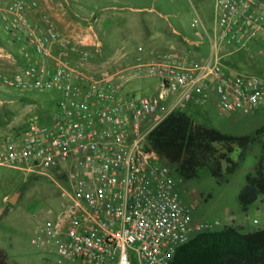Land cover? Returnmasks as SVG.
I'll use <instances>...</instances> for the list:
<instances>
[{
	"label": "built area",
	"instance_id": "1",
	"mask_svg": "<svg viewBox=\"0 0 264 264\" xmlns=\"http://www.w3.org/2000/svg\"><path fill=\"white\" fill-rule=\"evenodd\" d=\"M37 8L34 0H0V24L24 57L18 70L0 72V85L59 95L49 122L31 121L25 132L0 138V167L68 172L61 213L33 244L53 246L56 264H171L178 248L215 229L193 219L175 170L148 148V137L170 113L209 100L212 89L223 114L264 110V79L226 64L264 41V3L216 0L212 31L194 19L209 41L203 62L176 50L147 61L139 46L114 71L93 67L91 50L103 45L91 28L67 36L47 15L31 21L27 11ZM154 77L155 94H125L134 80Z\"/></svg>",
	"mask_w": 264,
	"mask_h": 264
},
{
	"label": "rangeland",
	"instance_id": "2",
	"mask_svg": "<svg viewBox=\"0 0 264 264\" xmlns=\"http://www.w3.org/2000/svg\"><path fill=\"white\" fill-rule=\"evenodd\" d=\"M34 1L38 8L49 3L54 13L65 21L81 23L82 27L75 34L84 32L81 35H85L88 33L85 31L91 27L90 33L97 36L103 45L99 53L91 50L92 65L101 70L106 68L114 71L127 66L134 57L132 51L139 46L146 47L143 42H146L148 31L159 35H174L175 30L183 34L204 32L201 25L192 26L197 14L209 30H213L214 24L215 0ZM258 1L264 3V0ZM57 28L62 31L60 27ZM171 35L169 38L173 40ZM171 40L155 47L151 53V61L171 50ZM202 41L201 53L204 55H200L196 61H204L210 55L209 41L205 35ZM0 47L12 55L19 51V47L15 50V44L1 26ZM126 47L133 50L125 49ZM188 48L189 45L185 43L183 50ZM127 57L130 59L126 60ZM20 62L16 56L15 66H20ZM226 64L232 69L246 71L264 79V41L252 45L235 58L229 59ZM13 71L11 62L0 57V72ZM143 81L145 80L140 82ZM158 87L159 80H156L144 82L137 89L128 92L151 96L158 91ZM58 97V94L52 92H23L0 85V138L23 133L22 129L31 121L51 120L57 113ZM170 101L171 99L163 106L167 107ZM204 104L203 108H198ZM205 107L207 111H204ZM195 109L190 116L196 123L232 136H254L257 129L264 125V110L247 115L221 113L217 94L212 91L210 99L200 103ZM261 156L262 143L257 141L249 146L243 158L240 157V150L235 149L231 158L237 163V168L222 181L212 177L207 171H202L200 177L192 180L177 176L175 184L178 196L190 210L193 219L211 222L215 230L232 226L243 233H251L264 229V195H260L246 211L239 200L247 176L256 174ZM68 187V172L64 170L39 173L0 167V249L6 251L10 264H56L57 255L53 246H36L32 241L47 220L54 219L61 213L63 200L60 192ZM19 191L21 194L15 204H12L9 198ZM5 196L7 202L4 201Z\"/></svg>",
	"mask_w": 264,
	"mask_h": 264
},
{
	"label": "trees",
	"instance_id": "3",
	"mask_svg": "<svg viewBox=\"0 0 264 264\" xmlns=\"http://www.w3.org/2000/svg\"><path fill=\"white\" fill-rule=\"evenodd\" d=\"M15 50H18L16 45ZM17 52L14 53L20 57ZM257 141L262 143V156L256 174L247 176L239 195L246 211L264 195V125L254 136H232L196 123L185 112L174 111L151 131L148 148L184 180L198 178L202 171H207L222 181L237 168L231 158L235 149L240 150L243 158L249 146ZM0 264H9L8 254L3 249H0ZM171 264H264V229L243 233L230 226L201 233L177 249Z\"/></svg>",
	"mask_w": 264,
	"mask_h": 264
},
{
	"label": "crops",
	"instance_id": "4",
	"mask_svg": "<svg viewBox=\"0 0 264 264\" xmlns=\"http://www.w3.org/2000/svg\"><path fill=\"white\" fill-rule=\"evenodd\" d=\"M6 1L7 0H4V2H6ZM215 11H216V0L214 2V19H215ZM27 15L31 19V21L36 22V23H41L42 20H43L44 15H47L48 17L51 18V21L55 24V26L57 25L56 27H60L62 29V31L61 30L60 31L62 33H64L65 35H67V36H72L73 34H75V32H77V29H80L82 27V24L79 23V22L77 23V22L65 21L63 18H61L60 15L54 13L53 8L50 7L49 3H47L42 8L28 10L27 11ZM197 17H199L198 14H197ZM199 18L201 19V17H199ZM201 21L203 22L202 19H201ZM203 24H204V22H203ZM0 26L2 27V30H4L3 26L1 24H0ZM72 27H73V29H72ZM174 33L176 35L175 34L171 35V33H165L166 35H164V34L163 35H161V34L159 35V34H156L154 31H151V32L148 31L146 33V36H145V39H146L145 41L146 42H143L145 44V46H146L145 48L143 47L144 48V58L147 61H151V53L153 52L155 47L158 46V44H160V43L169 42V40H171L170 39L171 37L169 38L170 35L173 37L172 38L173 40L170 41V43H172L171 50H176V51H179L181 53H184V54H186L189 57L190 60H194V61H196V59H198L200 57V55H204L203 53H201L202 52L201 51V46H202V42H203L202 39H203V36H204L202 31H196L193 34H183L180 31L175 30ZM150 42L152 44H150ZM185 43H186L187 46L189 45V48L186 49V50H183V45ZM125 49H128V50L132 49L133 50V48H131V47H126ZM132 53L134 54V56L138 55L137 49L136 50L134 49V51H132ZM236 53L234 54L232 59L235 58L240 53H243V51L236 52ZM19 56H20L19 59H21V62L19 64L20 66H15L16 55H12L10 53H6L4 55H1L0 57L2 59H6V60L10 61L12 68L14 70H18L19 68H21L23 66V63H24L23 55L19 54ZM207 58L208 57H206V59ZM200 62H203V61H200ZM144 80L145 81H143V82H140L141 80H138V79L134 80L132 82V84L125 89V94L126 95H134V93L130 94L128 91L137 89V87H139V85L144 83V82H155L156 80H158V78L154 77V78H149V79H144ZM211 91L215 93V91L213 89ZM135 95H137V94H135ZM197 105H199V104H189V105H187L186 108H185V113L188 114V112H189L191 114H188V115L189 116L192 115L195 112V110H196L195 107H197ZM204 106H205V104L201 105V106H198V108H203ZM201 110L203 111V109H201ZM204 111H207L206 107L204 108ZM259 111H256L254 113H257ZM4 201L7 202L6 196L4 197ZM217 231H219V230H217Z\"/></svg>",
	"mask_w": 264,
	"mask_h": 264
},
{
	"label": "water",
	"instance_id": "5",
	"mask_svg": "<svg viewBox=\"0 0 264 264\" xmlns=\"http://www.w3.org/2000/svg\"><path fill=\"white\" fill-rule=\"evenodd\" d=\"M21 194V191L15 193L14 195H12L10 198H9V201L12 203V204H15L18 196Z\"/></svg>",
	"mask_w": 264,
	"mask_h": 264
}]
</instances>
